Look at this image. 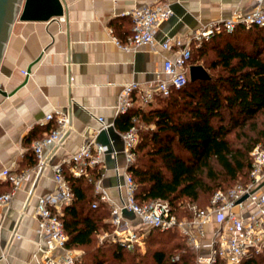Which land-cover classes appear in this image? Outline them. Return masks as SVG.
I'll list each match as a JSON object with an SVG mask.
<instances>
[{
  "label": "crops",
  "instance_id": "0c3cea01",
  "mask_svg": "<svg viewBox=\"0 0 264 264\" xmlns=\"http://www.w3.org/2000/svg\"><path fill=\"white\" fill-rule=\"evenodd\" d=\"M64 2L66 13L61 18L49 22L17 19L12 25L0 62V89L11 93H0V170L8 168L12 172H20L34 166L31 165L34 160L32 142L46 135L54 126L53 121H45L47 113H64L72 125V130L60 143L44 150V155L52 164L74 153L88 139H96L100 129L97 117L114 123L123 85L131 82L139 85L133 94V104L128 109L139 107L146 111L157 107L156 99L143 104L141 93L149 83L166 78L163 61L175 56L176 47L164 50L157 46L156 50H151L144 45L128 51L118 46L112 37L119 43H126L131 35L132 22L127 11L144 4L171 3L173 15L158 26L155 39L159 42L178 39L189 42L192 48L197 47L191 41L192 36L203 25L230 17L235 12H250L256 5L254 0ZM38 57L39 60L32 64ZM30 65L29 74H24L23 71ZM24 80L25 84L19 87ZM133 121L141 126L138 117H133ZM31 132L32 138L28 139ZM105 139V136H100V140ZM115 145L121 148L119 139L115 140ZM116 162L118 166H123L124 155ZM63 167L69 170L67 164ZM114 167L112 162L107 165L104 162L98 179L109 197L117 201ZM54 190L49 167L31 172L11 205L0 209V255L6 252L0 264H37L32 258L38 240L37 222L32 212L38 197ZM94 194L97 195L95 189ZM24 209L27 214L21 215ZM130 218L134 219V215ZM103 222L109 225V218L106 216ZM14 232L21 238H14ZM109 233L100 231L98 237L101 244L112 243L104 239ZM72 248L82 251L80 247Z\"/></svg>",
  "mask_w": 264,
  "mask_h": 264
},
{
  "label": "trees",
  "instance_id": "16d2710c",
  "mask_svg": "<svg viewBox=\"0 0 264 264\" xmlns=\"http://www.w3.org/2000/svg\"><path fill=\"white\" fill-rule=\"evenodd\" d=\"M244 42L250 46H241ZM189 64L202 65L210 78L188 80L168 96H155L157 107L130 108L114 120L120 132L138 127L136 157L128 169L136 184L135 198L165 200L178 216L187 218L193 206L203 207L199 202L203 194L211 197L215 190L229 187L223 185L224 177L235 181L242 173L249 181V153L260 137L264 139V129L240 148L233 146L229 135L247 124L257 130V117L264 114V26H237L231 33L215 34L191 48ZM135 116L141 126L133 121ZM33 157L31 165L37 161ZM63 174L73 193L72 202L62 209L66 244L86 250L84 264H195L194 252L177 229L151 231L147 243L159 247H148L146 255L108 242L95 245L99 232L107 230L103 220L109 214L106 203L92 207L98 200L93 185L101 171L89 168L90 178L75 177L63 167ZM9 189L10 184L0 183V193ZM175 255L177 260L172 259ZM259 257L264 259V251L240 264H259Z\"/></svg>",
  "mask_w": 264,
  "mask_h": 264
},
{
  "label": "built area",
  "instance_id": "2783aa9c",
  "mask_svg": "<svg viewBox=\"0 0 264 264\" xmlns=\"http://www.w3.org/2000/svg\"><path fill=\"white\" fill-rule=\"evenodd\" d=\"M254 1L256 5L252 11L235 12L230 17L213 20L198 29L191 41L198 47L215 34L233 32L237 26L245 29L263 27L264 0ZM126 14L132 22L128 41L119 43L112 37L121 48L133 51L144 45L151 50H156L157 46L164 50L171 46L176 47L175 56L167 57L163 61L166 78L149 83L141 93V102L148 104L155 96H168L172 90L184 87L189 80V42L184 43L178 39L159 42L155 39L158 26L173 15L171 3L144 4L127 11ZM137 88L139 85L135 82L123 85L118 97L117 114L132 106L133 94ZM44 119L46 122L53 121L54 126L46 135L32 142V152L37 160L35 165L20 172H12L8 168L0 170V182L7 181L10 184L9 190L0 193V209L11 205L31 172H40L49 167L55 190L40 195L33 209L32 217L37 222L38 240L32 258L37 264H78L82 262L81 253L67 246L68 236L62 220L63 207L73 200L72 190L63 174V165L67 164L70 173L75 177H89V168L99 167L102 170L106 146L91 138L62 161L50 164L44 150L60 143L66 133L72 130V125L64 113L50 112ZM97 121L100 124L98 132L114 124L106 122L101 116L97 117ZM120 135L123 141L124 165L118 166L116 163L114 167L117 176V201L109 197L99 179L95 181L98 200L92 203V207L95 208L98 202L109 205V224L113 228L104 239L132 250L137 245H143L144 238L151 231L177 229L194 252L195 264H240L252 255L264 251V144H256L250 152L251 168L247 183L240 182L227 189L215 190L207 206H193L190 218H180L165 200L139 202L135 198L136 184L128 169L136 157L134 149L138 143L137 128L133 126L126 132H120ZM120 176L122 182L119 180ZM243 196L246 197L242 199ZM124 209L134 214L136 222L123 213ZM26 214L25 209L21 211V215ZM13 237L20 239L21 235L14 232ZM5 257L6 252L1 253L0 260ZM177 258L175 256L173 260Z\"/></svg>",
  "mask_w": 264,
  "mask_h": 264
},
{
  "label": "water",
  "instance_id": "95a60500",
  "mask_svg": "<svg viewBox=\"0 0 264 264\" xmlns=\"http://www.w3.org/2000/svg\"><path fill=\"white\" fill-rule=\"evenodd\" d=\"M66 13V7L64 0H0V62L3 58L6 44L8 42L11 28L15 20L20 21H38L49 22L56 18H61ZM39 57L33 61L36 63ZM31 65L26 70V75L30 72ZM189 80L196 79H209L208 72L202 65H190L188 68ZM24 80L20 85L25 84ZM18 88V87H17ZM0 93L3 95H9L7 91L0 89ZM111 123V122H109ZM100 136H105V140H100ZM119 139L121 142V148L118 149L115 145V140ZM95 141L98 144L106 146L105 151V163L112 162L115 166L118 157L123 156V141L120 133L115 131L114 124L109 125L107 129L99 130ZM115 152V155L112 153ZM122 182V177H119ZM246 196H243L244 199ZM123 213L128 217H133V213L126 209Z\"/></svg>",
  "mask_w": 264,
  "mask_h": 264
},
{
  "label": "rangeland",
  "instance_id": "374dc122",
  "mask_svg": "<svg viewBox=\"0 0 264 264\" xmlns=\"http://www.w3.org/2000/svg\"><path fill=\"white\" fill-rule=\"evenodd\" d=\"M163 3V2H162ZM249 42V41H248ZM241 46H244L246 48H248L250 45H248L247 42H244V44ZM216 71L217 70H211V73H213V75L216 74ZM257 121H258V128L257 130L253 131V129L248 126V124L245 126V128L243 129H239V130H234L230 135H229V139L230 141L232 142L233 146L234 147H238L240 148L242 146V144L246 143L249 140H253V139H256V138H259V135L258 134L259 130H263L264 129V126L261 124L262 121H264V114H260L258 117H257ZM137 131H138V127H137ZM138 133V132H137ZM260 142L258 143H261V144H264V139L263 137H260L259 138ZM258 140V141H259ZM138 141H139V134H138ZM257 143V144H258ZM249 156L251 157V154L249 153ZM99 169V168H98ZM101 171V170H100ZM217 171L219 172L220 170L217 168ZM247 174H242L240 173V175H238L237 177V180L235 181H232L230 180L229 178H225L224 177V180L223 181V185L225 186H229L228 188L232 187V186H235L236 184L242 182V183H247L245 182L247 180ZM90 178V177H89ZM94 189H95V185H93V192H94ZM212 196V195H211ZM211 197H209V194H203L200 199H199V202L203 205V207H200V208H204L205 206H207L209 204V200H210ZM109 214L107 215V218H110V210L108 211ZM180 213V212H179ZM180 218H184L186 216H179ZM113 230L112 226L109 224L107 225V232H111ZM100 233V232H99ZM150 233V232H149ZM148 236V235H147ZM147 236L144 238L143 240V245H137L135 246L134 249L132 250H128L130 253L132 252H136V253H139L141 255H146L147 254V251H148V247H150V249H155L157 247H159L158 245L156 244H152V245H148L147 243ZM186 239V238H185ZM101 239L99 237L96 238V242H95V245H100L101 244ZM107 243V242H106ZM186 243H187V240H186ZM188 244V243H187ZM72 248V247H71ZM74 249V248H73ZM76 250V249H74ZM127 250V249H126ZM78 251V250H76ZM79 253H81V258H82V262L81 263H78V264H84V260L87 259L86 255H85V252L86 250L84 248H82V251H78ZM125 258L129 259V256H127L126 254L124 255ZM177 257V255H175ZM173 256V257H175ZM173 259V258H172ZM150 260V258H149ZM258 262L259 264H264V259L259 257L258 258ZM127 262H122L121 264H126ZM151 264V263H150Z\"/></svg>",
  "mask_w": 264,
  "mask_h": 264
}]
</instances>
